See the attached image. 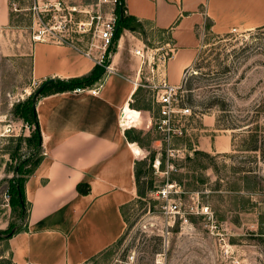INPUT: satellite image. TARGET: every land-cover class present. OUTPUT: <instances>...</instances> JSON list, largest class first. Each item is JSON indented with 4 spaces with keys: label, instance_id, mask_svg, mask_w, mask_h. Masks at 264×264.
Listing matches in <instances>:
<instances>
[{
    "label": "rangeland",
    "instance_id": "374dc122",
    "mask_svg": "<svg viewBox=\"0 0 264 264\" xmlns=\"http://www.w3.org/2000/svg\"><path fill=\"white\" fill-rule=\"evenodd\" d=\"M5 1L12 24L0 23V228L21 222L7 196L12 168L28 159L30 169L42 154L25 141L34 127L12 112L37 88L25 55L33 35L43 29L85 54L101 45L95 22L89 29L82 23L96 11L94 0H11L10 7L0 0V13ZM257 1L264 21V0ZM198 32L196 58L177 85L178 104L190 113L163 124L157 88L146 85L151 67L166 66L172 52L164 45L167 34L142 27V80L124 125L142 162V179L152 180V187L124 207L121 237L85 264H264V23ZM221 132L232 137L228 152L197 147ZM256 140L262 150H249ZM173 200L176 211L168 209ZM0 264H14L6 240H0Z\"/></svg>",
    "mask_w": 264,
    "mask_h": 264
},
{
    "label": "crops",
    "instance_id": "0c3cea01",
    "mask_svg": "<svg viewBox=\"0 0 264 264\" xmlns=\"http://www.w3.org/2000/svg\"><path fill=\"white\" fill-rule=\"evenodd\" d=\"M5 5L0 23L9 22L7 1ZM125 5L143 26L168 36L164 45L170 46L172 56L166 66L158 62L151 67L146 86L154 88L163 78L171 85L181 83L196 58L198 31L206 22L215 32L264 23L257 0H125ZM93 6L103 12L110 8L99 7L97 0ZM139 34L122 30L104 74L88 86H99L98 94L80 89L37 96L42 159L25 182L27 218L6 240L14 264H85L123 234L121 207L136 196L139 159L124 125L142 80ZM43 37L25 53L33 87L48 78L84 76L99 63L100 50L92 47L87 55L72 42ZM204 141L197 147L208 152H228L232 146L227 132L214 134L211 143ZM79 182L89 184L88 193L77 191Z\"/></svg>",
    "mask_w": 264,
    "mask_h": 264
},
{
    "label": "trees",
    "instance_id": "16d2710c",
    "mask_svg": "<svg viewBox=\"0 0 264 264\" xmlns=\"http://www.w3.org/2000/svg\"><path fill=\"white\" fill-rule=\"evenodd\" d=\"M11 0H8V5L10 7ZM115 15V28L112 37V43L106 48L102 62L96 63L92 70L80 77H73L69 79H60V78H48L41 82V84L32 91L29 96L22 102H18L13 105L12 112L14 116L21 119L26 125L34 127L31 130V133L28 137L25 138V141L29 146L33 147V152L37 153L41 150L42 147V136L39 130L38 120L35 112V108L32 104V96L39 89L38 96L48 95L51 93L62 92L65 90H74L77 88H85L101 78L104 74L106 67L110 62V55L115 50V42L120 36V33L123 29H128L130 31L141 32L142 23L133 15L127 13L125 0H117V3L114 8ZM9 23L12 24L11 19V10L9 9ZM205 27L208 29L209 24H205ZM183 84V82H182ZM131 104V103H130ZM130 109V108H129ZM249 150L252 151H261L262 147L259 144V141L256 140L253 145H251ZM196 155H204V152L199 150L194 151ZM42 159V154L34 162L33 167L27 169L28 159H20L12 168L13 176L10 177L7 187V195L9 197V205L14 212H16L17 218L21 220L20 223L9 222L5 229H0V240H7L12 237L16 232L22 229L23 223L25 222L28 215V201L25 196V182L28 176L34 171L37 165ZM142 162L137 160L135 162V184H136V194L138 197L142 198L146 195L148 189L152 187V180H145L143 174L145 171L139 165ZM76 189L80 194H86L89 191V184L79 182L76 185ZM126 206V205H125ZM125 206L121 207V213L123 215V209ZM124 218V215H123ZM125 221V218H124ZM92 260V259H91Z\"/></svg>",
    "mask_w": 264,
    "mask_h": 264
},
{
    "label": "built area",
    "instance_id": "2783aa9c",
    "mask_svg": "<svg viewBox=\"0 0 264 264\" xmlns=\"http://www.w3.org/2000/svg\"><path fill=\"white\" fill-rule=\"evenodd\" d=\"M97 2L99 7L102 5H108L110 7L109 12H103L101 9H98L93 14H90L88 21L82 23L85 25L84 27H86V29H89L94 22L96 24L95 26L97 29V37L101 41V45L99 47V63H101L106 48L112 43V37L115 28L114 8L117 3V0H97ZM43 33V29L38 30V33L33 35V39L39 40L40 37H42ZM137 53H139V51H137ZM159 85L160 86L159 88H157L155 99L159 104L158 115L163 118L161 121L163 124H166L170 120L171 115L175 116L177 113H190L189 108L180 107L178 104V92L180 89L178 86L168 84L164 78L160 81ZM80 89H88L92 94H98L99 92V86L77 88L74 90ZM172 152L173 151H171L170 154H172ZM171 187L172 184H169L160 192L163 195H166L169 193V189ZM168 209L176 211L178 209V202L173 200L168 205Z\"/></svg>",
    "mask_w": 264,
    "mask_h": 264
},
{
    "label": "water",
    "instance_id": "95a60500",
    "mask_svg": "<svg viewBox=\"0 0 264 264\" xmlns=\"http://www.w3.org/2000/svg\"><path fill=\"white\" fill-rule=\"evenodd\" d=\"M40 89V88H39ZM39 89L33 94V96H32V104H33V106H34V108H35V102H36V98H37V96H38V94H39Z\"/></svg>",
    "mask_w": 264,
    "mask_h": 264
},
{
    "label": "bare ground",
    "instance_id": "6f19581e",
    "mask_svg": "<svg viewBox=\"0 0 264 264\" xmlns=\"http://www.w3.org/2000/svg\"><path fill=\"white\" fill-rule=\"evenodd\" d=\"M42 39V37H40V39L39 40H41Z\"/></svg>",
    "mask_w": 264,
    "mask_h": 264
}]
</instances>
